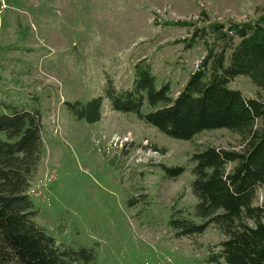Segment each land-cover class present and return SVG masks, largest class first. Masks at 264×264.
<instances>
[{
  "label": "rangeland",
  "instance_id": "374dc122",
  "mask_svg": "<svg viewBox=\"0 0 264 264\" xmlns=\"http://www.w3.org/2000/svg\"><path fill=\"white\" fill-rule=\"evenodd\" d=\"M3 1L0 115L15 108L42 118L45 154L31 188L45 183L49 202L30 193L37 225L64 248L91 250L94 264H212L210 251L224 239L216 227L178 238L169 222L174 208L196 204L193 154L210 146L240 150L242 138L217 130L176 140L112 110L105 95L110 85L129 88L141 59L177 95L208 54L204 39L192 41L194 32L212 22L248 21L264 0ZM230 88L248 98L264 95L245 76ZM100 96L95 123L70 107ZM165 165L187 170L166 179ZM256 203H264V186Z\"/></svg>",
  "mask_w": 264,
  "mask_h": 264
},
{
  "label": "trees",
  "instance_id": "16d2710c",
  "mask_svg": "<svg viewBox=\"0 0 264 264\" xmlns=\"http://www.w3.org/2000/svg\"><path fill=\"white\" fill-rule=\"evenodd\" d=\"M203 39L208 54L177 95L170 83L159 85L151 63L141 59L132 85L119 91L110 85L105 96L112 110L134 114L176 140L193 141L217 130L242 138L240 150L210 146L193 154L196 204L191 211L174 208L169 226L178 238L216 227L224 239L210 251L212 264H264V203H256L264 186V95L248 98L230 88L245 76L264 92V9L245 22L197 29L192 41ZM104 98L70 107L80 120L95 123ZM44 154L39 111L14 108L0 115V264H94L91 250L58 245L34 221L29 191ZM163 168L166 179L187 170Z\"/></svg>",
  "mask_w": 264,
  "mask_h": 264
},
{
  "label": "built area",
  "instance_id": "2783aa9c",
  "mask_svg": "<svg viewBox=\"0 0 264 264\" xmlns=\"http://www.w3.org/2000/svg\"><path fill=\"white\" fill-rule=\"evenodd\" d=\"M6 5H5V3H4V1H3V4H1V6H0V18L2 17V14H3V12H4V10L6 9ZM40 190H35L34 189V187L33 188H30V191H29V194L31 193L32 195H34V197H37V198H40V197H42L43 196V199L46 201V202H49V200H48V198H47V196L45 195V194H43L44 192H43V188H45V183H43L41 186H40ZM43 192V193H42ZM30 194V195H31Z\"/></svg>",
  "mask_w": 264,
  "mask_h": 264
}]
</instances>
